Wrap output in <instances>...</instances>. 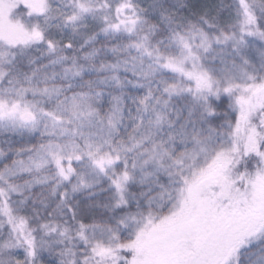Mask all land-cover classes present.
I'll list each match as a JSON object with an SVG mask.
<instances>
[{
	"label": "snow or ice",
	"instance_id": "1",
	"mask_svg": "<svg viewBox=\"0 0 264 264\" xmlns=\"http://www.w3.org/2000/svg\"><path fill=\"white\" fill-rule=\"evenodd\" d=\"M0 264H264V0H0Z\"/></svg>",
	"mask_w": 264,
	"mask_h": 264
}]
</instances>
